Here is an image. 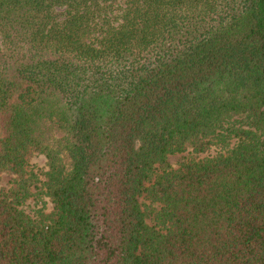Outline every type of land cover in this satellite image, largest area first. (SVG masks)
Returning <instances> with one entry per match:
<instances>
[{
  "label": "trees",
  "instance_id": "1",
  "mask_svg": "<svg viewBox=\"0 0 264 264\" xmlns=\"http://www.w3.org/2000/svg\"><path fill=\"white\" fill-rule=\"evenodd\" d=\"M0 172V264H264V0H0Z\"/></svg>",
  "mask_w": 264,
  "mask_h": 264
},
{
  "label": "rangeland",
  "instance_id": "2",
  "mask_svg": "<svg viewBox=\"0 0 264 264\" xmlns=\"http://www.w3.org/2000/svg\"><path fill=\"white\" fill-rule=\"evenodd\" d=\"M57 133V132H56ZM60 134V133H59ZM217 147L215 145H211L209 149L205 152H201L196 154L197 156H202L205 153L214 152ZM191 153L188 152V149L168 153L166 156L167 161L171 166L175 167L183 158L190 156ZM28 169L31 170L35 179L32 181L30 185V189L32 191L31 195L24 201L23 208L25 211L32 213V215L39 212H48L51 209V202L48 199L47 195L44 193L42 181L44 180V171L46 169L45 157L41 153H32L28 158ZM11 184V174L7 172H0V191H4ZM139 201L146 200L140 195L138 196ZM150 222V219L147 217L146 219Z\"/></svg>",
  "mask_w": 264,
  "mask_h": 264
}]
</instances>
